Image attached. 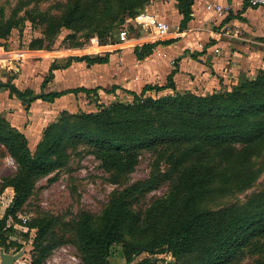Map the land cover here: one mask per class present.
<instances>
[{"label":"trees","instance_id":"1","mask_svg":"<svg viewBox=\"0 0 264 264\" xmlns=\"http://www.w3.org/2000/svg\"><path fill=\"white\" fill-rule=\"evenodd\" d=\"M101 2L109 4L108 0H71L50 29L58 33L62 28L83 30L95 25L96 7ZM194 2L177 0L183 16L181 28L191 21ZM125 12L128 19L140 14L129 8ZM11 30V26L2 30L0 40L6 42ZM98 31L104 35L102 45H109V27L103 24ZM166 41L153 40L136 46L135 54L141 60ZM35 48L41 47L31 46ZM71 59L103 64L109 61V54ZM54 68L53 65L40 93L31 89L22 91L10 83L7 87L11 95L27 111L39 99L53 103L64 95L80 92L98 96L97 89L86 88L45 93ZM175 73L170 74L164 86L147 85L140 94L130 91L134 99L128 104L113 102L101 105L98 112L86 114L63 111L60 121L46 127L34 153L26 135L0 115V144L16 166L11 177L3 178L0 191L2 194L9 187L14 191L12 202L0 219V248L6 251L11 247L17 251L22 248L10 240L15 230L8 227L9 218L17 219L38 181L67 168L75 155H94L103 163L108 181L120 185L136 169L141 153L148 151L155 157L149 177L114 190L95 227V217L89 211H81L72 222L70 230L76 238L82 264H111L112 248L119 243L125 264H158L153 257L137 259L144 253L157 255L165 251L175 257L173 264H237L248 255H258L255 264H264V191L245 204L219 209L201 207L215 182L202 170L208 159L217 157L236 164L233 181H241L242 187L256 178L247 162L264 140V72L230 89L206 95L178 91ZM166 90L169 93L160 97L148 94ZM165 158L173 159L178 176L170 194L144 213L140 202L169 182V177L159 171ZM53 222V218L42 217L26 224L37 230L33 245L42 253V258L33 264H41L53 249L42 247ZM127 234L131 235L129 240L125 239ZM139 235L146 237L136 242L134 239Z\"/></svg>","mask_w":264,"mask_h":264},{"label":"rangeland","instance_id":"2","mask_svg":"<svg viewBox=\"0 0 264 264\" xmlns=\"http://www.w3.org/2000/svg\"><path fill=\"white\" fill-rule=\"evenodd\" d=\"M108 1V5L101 2L96 7L98 17L95 25L83 30L62 28L60 32L55 33L54 30L50 29L51 23L64 12L71 0H0V32L9 26L12 27L9 37L6 39L7 41L0 40V47L5 51L12 52L14 47H16V50H32L31 46H40L50 53L51 51H61L55 53L56 56L66 54L70 58L85 55L105 56L108 52V49H106L108 46L112 45L114 50L115 48H121V45H125H120L116 38L119 32L126 28L131 29L130 44L136 41L141 44L153 41L148 35H145L146 38L142 37L140 33L141 29L132 26L128 21V14L125 11L129 8L136 13L152 14L154 11H158L160 7H163L162 5L165 4L166 0ZM103 24L109 27L108 36L110 37L107 36L109 45H102L104 35L102 36L101 32L98 31V27ZM171 30L173 32V27ZM95 50L97 51L96 54L93 53ZM0 52H2L1 48ZM194 52L196 53L197 51ZM155 53L158 54L156 50H154ZM18 54H23V52ZM18 54L16 56L15 54L7 56V54L1 53L0 62L3 65L7 64L14 57L20 58L21 56ZM0 70H4L1 64ZM168 93L169 91L167 90L158 94L154 92L148 94L160 97ZM93 95L89 96L88 102L83 105V108L77 110L76 113L70 114L98 112L101 105H110L113 102L128 104L134 99L130 93L121 90L118 93L102 94L103 97L101 96L99 100H95ZM53 113L52 115H48L50 117L44 123L48 124L46 127L62 119V112L57 115ZM39 123L37 121V126H39ZM46 127L43 129V133ZM42 136L31 147L33 153L42 140ZM207 161L209 163L202 170L211 180L214 178L215 182L210 186L213 191L203 200L201 207L219 209L232 204H245L250 198L264 191V140L247 162L250 170L256 175V178L247 187H242L241 181H233V174L235 175V168L237 167L236 164H228L224 159L220 160L217 157L210 158ZM192 163L196 162L193 160ZM154 164V155L148 151L142 152L134 172L124 180L123 184L114 185L108 181V174L104 170L103 163L94 155H75L67 168L61 169L38 181L34 194L21 213L22 215L25 212L30 214V222L33 219L42 217L54 219L51 230L42 245V247L52 246L53 249L46 255L41 264H82L76 238L70 230L71 224L77 214L81 211L91 212L95 217V227L100 221L98 217L101 211L109 202L114 190L121 189L138 180L149 177ZM15 171L14 159L9 155L6 148L0 144V191L3 186V178L11 177ZM159 171L169 177V182L159 190L148 193L140 202L139 207L143 208L144 213L152 209L153 205L157 204L158 201L166 198V195L170 194L173 182L178 176L177 171H174L173 159L165 158L161 161ZM225 180L227 182H220ZM12 192L14 193V191H7L6 189L2 194L0 193V197L6 193L3 199L9 204L8 200H10ZM12 222L20 224L19 215ZM36 234L37 230H31L29 227L18 228L16 230L17 238L26 241V244H23L19 251H17L16 247H11L8 251L10 254L23 252L15 264H33V262L42 258L41 249L35 250L33 245ZM145 237L146 235H139L134 240L138 242ZM130 238L131 235H125V239L129 240ZM152 257L158 264H173L176 262L175 257L167 251L157 255L144 253L137 261ZM258 257V255H248L237 264H255ZM110 263L125 264V257L120 243L113 246Z\"/></svg>","mask_w":264,"mask_h":264},{"label":"crops","instance_id":"3","mask_svg":"<svg viewBox=\"0 0 264 264\" xmlns=\"http://www.w3.org/2000/svg\"><path fill=\"white\" fill-rule=\"evenodd\" d=\"M162 6L152 14L167 22L170 29L173 27L167 41H174L158 45L154 49L158 54L153 51L141 60L135 54V47L147 43L144 39L142 44L137 41L120 44L122 47L114 50L112 45L108 46L109 61L93 65L71 59L66 54L55 55L61 51L50 53L42 48L16 50L13 46V51L8 52L0 47V54L16 56L23 52L18 54L21 56L19 60L14 57L7 64L0 62L4 69L0 70V115L26 135L32 150L48 125L44 124L50 117L48 115L63 111L76 113L83 108L93 93H69L53 103L39 99L28 111L19 99L11 95L7 87L10 83L22 91L31 89L40 93L53 65V77L45 86V93L77 88L97 89L98 96L93 95L95 100L103 97L102 94L120 90L140 94L147 85L164 86L173 71H176L174 81L178 91L199 95L230 89L264 72V7L250 8L246 0H195L191 21L187 27L181 28L183 16L179 13L177 0L166 1ZM140 33L146 38L142 31ZM10 190L13 191L7 188ZM13 197L12 192L6 210ZM12 221L10 217L8 227L15 230L10 240L23 246L26 241L17 238L16 230L26 227L21 226V220L20 224Z\"/></svg>","mask_w":264,"mask_h":264},{"label":"built area","instance_id":"4","mask_svg":"<svg viewBox=\"0 0 264 264\" xmlns=\"http://www.w3.org/2000/svg\"><path fill=\"white\" fill-rule=\"evenodd\" d=\"M246 3L250 8L264 7V0H246ZM219 11H221V8H219ZM129 22L132 26L136 28L139 27L143 34L148 35L151 40H165L171 34L170 26L156 14L140 13L134 18H130ZM130 34V28L121 30L117 36V42L119 44H126L130 40ZM93 53L96 54L97 51L95 50ZM6 207L7 203L0 197V219L4 217ZM19 217L21 220V226L28 228L26 224L30 220V214L25 212V214L22 215V213H20Z\"/></svg>","mask_w":264,"mask_h":264},{"label":"water","instance_id":"5","mask_svg":"<svg viewBox=\"0 0 264 264\" xmlns=\"http://www.w3.org/2000/svg\"><path fill=\"white\" fill-rule=\"evenodd\" d=\"M23 252H19L17 254H10L5 249L1 250V262L0 264H15L21 257Z\"/></svg>","mask_w":264,"mask_h":264}]
</instances>
